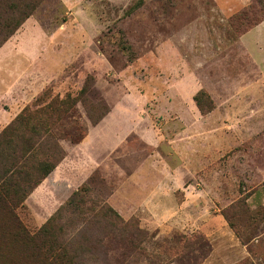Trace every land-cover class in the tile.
<instances>
[{
  "label": "rangeland",
  "instance_id": "obj_1",
  "mask_svg": "<svg viewBox=\"0 0 264 264\" xmlns=\"http://www.w3.org/2000/svg\"><path fill=\"white\" fill-rule=\"evenodd\" d=\"M237 14L39 0L0 48V110L16 104L64 160L15 211L25 236L0 232V264H202L204 236L173 224L186 202L184 221L220 215L243 244L264 232L247 202L264 190V80L237 45L264 0ZM251 254L264 264V236Z\"/></svg>",
  "mask_w": 264,
  "mask_h": 264
},
{
  "label": "trees",
  "instance_id": "obj_2",
  "mask_svg": "<svg viewBox=\"0 0 264 264\" xmlns=\"http://www.w3.org/2000/svg\"><path fill=\"white\" fill-rule=\"evenodd\" d=\"M38 2L0 0V48L30 17ZM200 96L203 94L199 92L193 100L204 113ZM64 104L62 102V106ZM33 121L30 116L20 115L0 132V223L4 224H0V232L8 224L16 236L23 237L25 233L23 235L15 211L64 160L63 151L51 137L40 135L35 127L30 128L31 131L23 129ZM26 132L31 135H25ZM42 232H48V226L43 227Z\"/></svg>",
  "mask_w": 264,
  "mask_h": 264
},
{
  "label": "crops",
  "instance_id": "obj_3",
  "mask_svg": "<svg viewBox=\"0 0 264 264\" xmlns=\"http://www.w3.org/2000/svg\"><path fill=\"white\" fill-rule=\"evenodd\" d=\"M212 1L215 3L218 10L225 15V18L227 15H231L229 18L238 15L237 13L248 8L252 4V0ZM237 45L241 48L248 60L251 61L253 66L261 73L260 81L253 83L252 86L259 85L260 82L264 80V20L241 34L237 39ZM13 108L9 111L0 110V132L16 117L18 106L15 104ZM61 164L62 163L55 168L30 196L56 174ZM247 202H250L253 208L261 206V208L264 209V190L261 189L253 193L247 199ZM185 204H187V202L179 206L177 217L174 218L173 224L174 227L180 231H184V229L187 228V231H190V233L198 231L204 236L207 242L206 245L209 246V251L202 264H239L248 259L255 264V258H253L254 256L251 254V248L264 236V232L252 238L248 243L243 244L220 215L211 214L206 216L201 213H195L193 215L187 212V219L184 221Z\"/></svg>",
  "mask_w": 264,
  "mask_h": 264
}]
</instances>
